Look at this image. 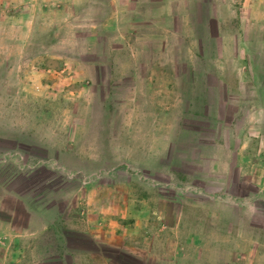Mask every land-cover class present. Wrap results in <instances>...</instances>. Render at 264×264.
Wrapping results in <instances>:
<instances>
[{"label": "rangeland", "instance_id": "rangeland-1", "mask_svg": "<svg viewBox=\"0 0 264 264\" xmlns=\"http://www.w3.org/2000/svg\"><path fill=\"white\" fill-rule=\"evenodd\" d=\"M72 2L74 1L65 0L59 3L63 5L60 19L56 24L52 22L55 24L54 26L48 25L45 31L41 29L43 31L39 33L36 29L34 30V26L30 25L31 21L40 16L42 11L37 10L38 7L33 9L31 4H51L52 0H0V5L3 8L0 10V20L6 21L12 18L18 20L15 29H10L11 35L25 38L33 35V38L36 36L38 39L43 36L46 40L7 43L1 41L3 31L0 28V130L4 135L16 134V137H19L18 141L20 140L17 150L12 147L14 145L16 147L14 143L9 145L5 142L0 143V154L8 152L12 155L17 152L16 158L20 164L17 174L19 173L23 177L22 174L25 175L29 172L27 171L28 167L23 166L24 160L29 155L24 152L28 148L27 145L22 143L34 142L35 139L32 138H36L34 146H37L38 150L33 151L31 157L33 159L31 170L33 171L31 180L33 184L41 186L42 189V187L46 188L43 184L45 180L46 185L53 187L63 183L69 186L75 181L81 183L90 181L92 185H82L81 190L70 194L69 210L76 212L79 216L75 217V221H65L71 230H75L73 227L88 230L87 228L91 227L92 229L95 224L99 227L98 224L102 223L100 219H93L92 223V220L83 215L85 211L83 209H86L87 202L91 198L87 194L89 190L96 191V198L92 195V200L94 198L97 201L95 202L96 212L102 210L105 205L115 211L122 198L127 197L134 200L148 195L145 184L149 183L151 178H154L155 182L160 183L159 185L162 187L174 172H187L186 168L189 165L185 164L187 158L184 157L185 147L188 149L187 153L193 157L197 154L195 150H200V153L204 154L201 146L206 144L202 143L213 145L217 141L216 134L212 133L216 130L215 124L200 123L198 119L194 121L192 119L190 122L188 120L191 115L210 116L211 109L214 110V108H211L209 104L214 102L216 97L222 95L223 102L226 104L233 102L231 108L224 107V112L227 118L230 111H233L232 115L235 119L231 125V131L234 132L243 125L239 120L241 115L248 111V107L243 106L237 112L234 102H264V87L260 85V79L261 82L264 79V12L261 10L259 14L255 15L256 18L263 20L260 27H253L250 24L247 28L245 27V36L247 34L251 42L255 41V43L252 42L253 46L259 51L254 53L253 58L250 59L259 67L256 75L251 76L252 81L255 79L260 83L257 85V89L246 92L242 96H228L226 92L219 91L216 81L218 77L205 73L208 69L209 72L216 70L217 65L210 60L207 61L205 54L199 53L200 58H196L188 65L191 68L190 74L188 73L190 68L186 67L185 63L180 61L175 66L176 73L173 74V77H181L180 80L183 82L181 90L176 93L183 97L184 102H175L174 104L173 102H143L144 100L137 95V80L134 74L135 67H137L136 33L132 27L126 29L116 24L118 13L107 10L109 0L76 1L78 4H71ZM82 3H90V6L82 7ZM260 5L261 8H264L263 3ZM54 13L55 10H50L47 15L54 16ZM245 15L248 16V13ZM49 19L52 18L49 17ZM194 25L196 28L199 27L198 23H194ZM139 30L142 34V30L148 32L151 29L141 27ZM212 31L213 34H216L215 27H212ZM147 47L149 48V45L143 48L146 50ZM205 47L216 52L221 48V40L209 41ZM185 61L189 62L187 59ZM205 64H208V69L203 68ZM249 71L250 74L253 73L251 70ZM224 78L231 79V76L226 73ZM215 88L218 89L215 91ZM177 103L180 104L175 107L174 105ZM146 115H158L166 119L182 116L180 123H176L175 127H179L181 130L197 131L198 134L206 129L208 132H204L206 134L200 135L199 138L193 136L192 139L186 137L189 135H185L184 132L179 134L169 132L171 136L169 141L163 138L155 140L160 146V154H143L141 150L144 147L151 150L150 145L152 144V140L139 137L143 134L144 129L140 122ZM145 120L146 118L142 122ZM168 126L169 123H167ZM224 126L229 127L228 124ZM254 129H258L257 126H254ZM26 132L29 135L26 137L28 141H24ZM220 141L222 142V140ZM43 142L51 145L57 144L62 152L74 148V153L81 159L77 162L72 155L63 154L60 156L61 159L57 160L59 163L57 165L52 153L45 151ZM104 146L109 148V151H104ZM253 149L256 152L262 150L260 158L264 160V138L257 142L254 141ZM202 158L206 159L204 156ZM10 159L14 160V157ZM152 159L159 170H141L142 164H145L146 161L150 162ZM88 161H94L95 164L86 165ZM74 163L82 165L80 167L83 168L71 169L72 164L75 165ZM39 165H46L48 169H37ZM93 166L95 169H92ZM208 178L212 183H208L207 189L215 191L218 177L209 175ZM103 185H105L106 191H103ZM180 186L182 188L180 195L185 191L191 190L194 194L200 191L191 188L190 185L187 188L184 184ZM228 190H232V187H229ZM174 191L179 190L175 189ZM159 194L160 191L156 190L155 195ZM208 195L212 196L211 193ZM221 198L222 196H217V204L211 201L207 206L209 217L204 226L208 245L205 251L183 252L179 250L175 260L177 264H264V199L259 200L258 196L253 198L250 195L252 202L249 204L241 202L240 214L237 218L236 212L231 207L227 208ZM196 203L200 205L198 201H195L192 205L181 209L184 214L183 228L185 225L190 228L198 227L188 220L189 216L199 210V206H197V210L195 209ZM155 208L156 211H159V217L163 215L164 210L168 214L177 212L176 207L166 205L165 208L164 206ZM203 210L206 211L204 207L200 211ZM216 213L217 216H215ZM17 220L21 223L24 222L23 216ZM133 222L132 219L125 221L130 224ZM163 222L164 220H157V223L161 225ZM231 228L237 229L234 241L233 236L231 237L227 233ZM243 231H255V234L245 235L242 234ZM192 238L195 239L196 236L193 235ZM79 244L84 247L88 246L85 242ZM7 245H2L0 248V264H11ZM178 248H181V245H178ZM107 250L106 248L104 251ZM81 251L80 253H83L84 250ZM110 253L113 259L118 258V252ZM160 253V259L167 264L168 254L171 252L163 249ZM28 257L33 260L34 255L33 257L28 255L26 260ZM36 258L40 259L41 257L36 255ZM126 259L130 261L131 257L127 256ZM140 262L142 264V260L139 259L137 264ZM149 262L147 264H150Z\"/></svg>", "mask_w": 264, "mask_h": 264}, {"label": "crops", "instance_id": "crops-1", "mask_svg": "<svg viewBox=\"0 0 264 264\" xmlns=\"http://www.w3.org/2000/svg\"><path fill=\"white\" fill-rule=\"evenodd\" d=\"M62 1L65 0H52L51 4H31L33 9L38 7L37 10L40 9L42 13L31 21L30 26H34V30L36 29L39 33L45 31L48 25L54 26L63 12V5L59 4ZM71 1H74L71 4H78L76 1L83 0ZM262 3L264 4L262 0H109L107 10L118 13L116 24L126 29L132 27L136 33L137 67H135L134 74L137 80V95L144 100L143 102H173L174 104L175 102H184L183 97L176 93L181 90L183 82L180 80L181 77H173V74L176 73L175 66L177 62L181 61L190 68L188 65L196 58L199 59L200 54H205L207 61L210 60L217 65L216 70H210V72L208 64H205L203 68L208 69L205 73H210L209 76L218 77L216 81L219 91L226 92L228 96H242L246 92L257 89V85L260 83L264 87V79L262 82L260 79V83L255 79L252 81L251 76L256 75L259 67L250 59L253 58L254 53L259 51L253 46L255 41L252 43L247 34L245 36V27L247 28L249 24L253 27H260V23H263L261 18L255 17L261 10L264 12V8H261L260 5ZM82 5V7L86 5L89 7L90 3H82ZM52 7L55 8L52 9ZM2 9L0 5V10ZM50 10H55L54 16L47 15ZM207 12L209 13L207 14ZM242 12L244 13L242 14ZM245 12L248 13V16L245 15ZM49 17L52 19L50 20ZM17 22L18 20L14 18L6 21L0 20V28L3 31L1 41L7 43L37 41L38 38L36 36L33 38V35L26 38L11 35L10 29H15ZM194 23H198L199 27L196 28ZM141 27L151 30L148 32L142 30V34H140ZM212 27L216 28V34H213ZM37 35L39 34L37 33ZM39 39L43 41L44 37L41 36ZM217 39L221 40V48L216 52L205 47L209 41L213 42ZM146 45H149V48L147 47L145 50L143 47ZM186 59L189 61L188 63L185 61ZM248 70L253 73L250 74ZM190 71L191 68L188 70L189 74ZM226 73L230 74L231 79L224 78ZM217 89L215 88V91ZM231 103L233 102H227V104L223 102L222 95H220L209 104L211 108H214V110L211 109L210 116L191 115L188 120L190 122L192 119L193 121L198 119L200 123L215 124L216 130L212 133L216 134L217 141L213 145L202 143L206 144L201 146L204 154H201L200 150H195L197 154L193 157L187 153L188 149L185 147L184 157H187L185 164L189 165L186 168L187 172H174L162 187L159 185L160 183L155 182L154 178H151L150 182L145 184L148 195L134 200L127 197L122 198L115 211L105 205L102 210L96 212L95 202L97 201L94 199L96 191L89 190L87 194L91 198L87 202L88 206L86 209L80 208L85 210L83 215L92 220V223L93 219H100L102 223L98 224L99 227L95 224L94 228H87L88 230H81L77 227H73L75 230H71L65 221H75V217L79 216L76 212L69 210L70 194L81 190L82 185H92L90 181L82 183L75 181L69 186L63 183L65 186L61 184L53 187L46 185L44 179L45 181L42 182L46 188L42 187V189L41 186L33 184L31 181L33 159L31 157L33 151L38 150L37 146H34L36 138L30 137L35 139L34 142L22 143L27 145V151L24 152L29 155L23 163L24 167H28L27 171L29 172L25 175L22 174L23 177L21 174H17L20 166L16 158L18 153L0 154L2 156V159L0 158V248L2 245L8 244L9 262L11 264H137L140 259L142 264H147L148 261L150 264H161L163 261L160 259V252L166 249L167 252H171L170 255L168 254L167 264H177L175 260L179 250L183 252L205 251L208 243L204 224L206 225V220L209 217L207 206L211 201L217 204V196H222L221 199L225 202V206L231 207L238 218L241 202L244 201L242 203L247 204L252 202L250 195L253 198L258 196L259 200L264 199V163H261L264 160L260 158L262 150L256 152L253 149L254 141L257 142L264 138V102H234L237 112L243 106L248 107V111L241 115L239 120L243 125L234 132L231 131V125L235 119L232 115L233 111H230L227 118L224 112V107L229 109ZM179 104L174 106L178 107ZM181 117L173 116L166 119L163 116L146 115L142 118L143 120L146 118L145 122L139 119L144 128L143 134L139 137L152 140L151 150L144 147L146 151L144 152L143 149L141 152L151 155L160 154V146L155 140L163 138L169 141L171 138L169 132L176 134L184 132L185 135H189L186 137L190 139L193 136L199 138L200 135L206 134L204 132H208L206 129L198 134L197 131L181 130L179 127H175L176 123H180ZM167 123H169L168 127ZM225 124H228L229 127H225ZM260 124L262 125L260 126ZM254 126H257L258 129H254ZM28 136L26 132L24 141H28L26 140ZM174 137L176 138L175 135ZM18 139L16 134L4 135L0 130V143L16 144V147L12 146L14 150L19 149L20 140L18 141ZM42 144L45 146L46 152L52 153L57 165L59 164L57 160L61 159L60 156L63 154L72 155L77 162L81 159L74 153V148L62 152L57 144L51 145L47 142ZM108 149L104 146V151H109ZM220 155L221 157H219ZM11 157H14V160L10 159ZM45 162L48 163L46 160ZM60 164L64 165L61 162ZM74 164L71 169L83 168L78 163ZM94 164V161H88L86 165ZM46 167V165H39L37 169L47 170ZM92 169L95 167L93 166ZM141 170L157 171L159 168L155 166L152 159L150 162L146 161L145 164H142ZM24 171H26L25 168ZM209 175L218 177L215 191L207 189L208 183L211 182V179L208 178ZM181 184H184L186 188L190 185L191 188L200 191L194 194L190 190L180 195ZM103 187V191H106L105 185ZM229 187H232V190H228ZM175 189L179 191H174ZM156 190L160 191V196L155 195ZM209 193L212 196L208 195ZM92 195L94 196L93 200ZM195 201L200 203V205L195 204V209L197 210V206H199V210L189 216L188 220L198 227L190 228L185 225L183 228L184 214L182 210ZM165 205L176 207L177 212L168 214L164 210L163 215L159 217V211H156L155 207L164 206L165 208ZM203 207L206 211H200ZM217 215L216 213L215 216ZM22 216L23 223L17 220ZM129 219L134 222L125 223ZM157 220H164V222L161 225L157 223ZM236 232V228H231L227 232L231 237L233 236V241ZM246 232L243 231L242 234H255V231ZM193 235L196 236L195 239L192 238ZM83 242L88 246H80L79 243ZM178 245H181V248H178ZM106 248L108 250L104 251ZM81 250H84L83 253H80ZM109 251L118 252V258L113 259ZM28 255L30 257L34 255L33 260H30L29 257L26 260ZM36 255L41 258L37 259ZM127 256L131 257L130 261L126 259Z\"/></svg>", "mask_w": 264, "mask_h": 264}]
</instances>
